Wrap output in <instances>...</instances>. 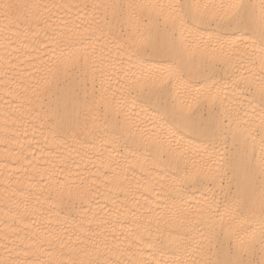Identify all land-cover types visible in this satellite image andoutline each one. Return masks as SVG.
Segmentation results:
<instances>
[{"label":"snow or ice","instance_id":"obj_1","mask_svg":"<svg viewBox=\"0 0 264 264\" xmlns=\"http://www.w3.org/2000/svg\"><path fill=\"white\" fill-rule=\"evenodd\" d=\"M39 7L0 0L5 16L52 28ZM52 7L82 13L61 18L48 37L54 53L69 46L84 53L57 63L69 155L92 162L117 190L139 172L163 210L129 234L135 246L154 249V264H264V0H73ZM95 141L107 147L80 150ZM78 176L48 191L59 225L41 243L49 258L0 264H148L134 258L132 242L121 250L83 228L78 205L99 189L95 179ZM80 231L96 237L91 251L72 245L73 238L83 244ZM35 245L34 237L29 248ZM101 247L103 258L94 255ZM194 254L198 259H185Z\"/></svg>","mask_w":264,"mask_h":264},{"label":"bare ground","instance_id":"obj_2","mask_svg":"<svg viewBox=\"0 0 264 264\" xmlns=\"http://www.w3.org/2000/svg\"><path fill=\"white\" fill-rule=\"evenodd\" d=\"M11 2L38 4L39 17L48 19L52 28L58 27L61 18L82 14L76 8L52 7L73 0ZM253 2L258 4L259 0ZM52 28L43 23L39 27L35 24L29 27L16 16H5L4 10L0 9V261L35 260L38 256L40 259L49 258L41 253V243L45 233L59 225L51 203L46 199L48 191L58 181L79 182L78 174H83L89 182L95 179L99 189L95 199L89 196L78 205L81 208L78 219L85 222L83 228L91 227L99 232L100 238L106 237L110 245H119L121 250L127 249L128 243L132 242L129 251L136 254L134 258L154 264L160 258L154 254V249L135 246L129 238L131 232L138 230V224H145L163 212L153 203V195L145 190L142 175L137 172L133 178L129 173V179L123 182L124 188L117 190L113 186L115 180L108 183V178L94 168L92 162L81 160L75 152L69 155L73 142L63 132V102L58 103L57 63L64 57L84 53L71 46L63 51L56 49L54 53L48 38ZM94 143L95 148L88 146L80 150L91 155L107 147L100 141ZM94 162L100 163L99 160ZM88 221L92 222L91 225ZM77 235L83 244L73 238L72 245L91 251L96 237L92 233L86 236L83 231ZM34 237L36 245L29 248ZM42 246L57 253L55 244L43 243ZM25 250L30 252L27 257L23 254ZM103 253L101 247L94 255L103 258ZM79 258L88 257L81 254ZM185 259L196 260L198 256L194 254Z\"/></svg>","mask_w":264,"mask_h":264}]
</instances>
